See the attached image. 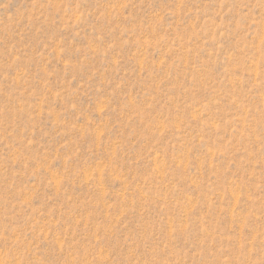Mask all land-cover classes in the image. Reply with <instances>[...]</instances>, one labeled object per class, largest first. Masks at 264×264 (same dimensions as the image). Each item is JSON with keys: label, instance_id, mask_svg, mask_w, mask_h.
Returning <instances> with one entry per match:
<instances>
[{"label": "rangeland", "instance_id": "rangeland-1", "mask_svg": "<svg viewBox=\"0 0 264 264\" xmlns=\"http://www.w3.org/2000/svg\"><path fill=\"white\" fill-rule=\"evenodd\" d=\"M0 264H264V0H0Z\"/></svg>", "mask_w": 264, "mask_h": 264}]
</instances>
